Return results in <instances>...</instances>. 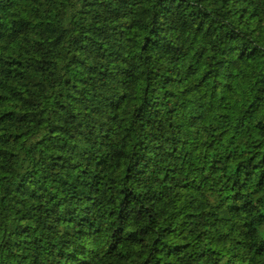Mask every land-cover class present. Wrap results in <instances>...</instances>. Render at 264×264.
<instances>
[{
	"label": "trees",
	"instance_id": "trees-1",
	"mask_svg": "<svg viewBox=\"0 0 264 264\" xmlns=\"http://www.w3.org/2000/svg\"><path fill=\"white\" fill-rule=\"evenodd\" d=\"M0 264H264V0H0Z\"/></svg>",
	"mask_w": 264,
	"mask_h": 264
}]
</instances>
